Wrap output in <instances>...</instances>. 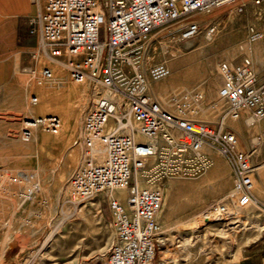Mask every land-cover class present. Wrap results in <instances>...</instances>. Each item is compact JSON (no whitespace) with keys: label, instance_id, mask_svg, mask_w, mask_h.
Here are the masks:
<instances>
[{"label":"built area","instance_id":"obj_1","mask_svg":"<svg viewBox=\"0 0 264 264\" xmlns=\"http://www.w3.org/2000/svg\"><path fill=\"white\" fill-rule=\"evenodd\" d=\"M39 4V0H36ZM263 0H44L28 19V33L38 38L50 64L61 65L69 80L81 90H90L93 100L84 112L78 143L80 163L68 181L66 201L78 207L98 194L107 198L113 239L101 264H151L162 228L158 216L163 204V184L169 178H193L212 165L209 150L225 159L232 172L230 192L208 205L205 216L227 222L234 211L254 206L264 212L254 196L251 152L244 151L226 118L247 114V124L264 119V80L260 81L249 57L220 61L218 101L224 105L214 126L198 118L205 106L198 90L172 93L167 102L150 92L151 83L170 75L163 63L147 65V47L157 29L163 35L185 41L201 32L193 13H208L222 5L242 12ZM212 38L217 25L205 27ZM263 33L249 27L247 41ZM54 73L44 65L36 83L51 82ZM37 96L31 97L32 104ZM220 103L212 105L217 110ZM43 126L55 134L57 116L23 120L21 138ZM264 139V133L254 137ZM20 175L11 177L21 183ZM36 184L28 185L23 197ZM69 197V198H68Z\"/></svg>","mask_w":264,"mask_h":264},{"label":"rangeland","instance_id":"obj_2","mask_svg":"<svg viewBox=\"0 0 264 264\" xmlns=\"http://www.w3.org/2000/svg\"><path fill=\"white\" fill-rule=\"evenodd\" d=\"M185 20L198 22L201 32L179 42L163 35V26L148 44L147 65L163 62L170 69L168 77L151 83L150 92L167 102L172 93L201 91L206 107L198 118L216 126L224 110L217 98L220 61L249 57L264 80V0L242 12L222 5ZM211 24L217 25V33L207 38L204 29ZM249 27L260 30L263 38L248 42ZM44 65L51 66L54 79L38 85ZM32 96H37L36 104ZM92 100L91 91L72 83L61 65L49 63L38 38L24 51L1 39L0 264H101L105 259L114 235L106 196L98 194L76 208L66 201L68 181L81 159V120ZM49 115L60 119L57 133L37 126L30 139L21 138L24 119ZM257 142V148L264 147V139ZM18 175L24 180L12 182ZM33 184L36 189L24 198ZM231 186L229 175L215 162L197 177L167 179L158 216L162 238L151 264H264L263 211L237 209L227 222L205 216L208 205L227 197Z\"/></svg>","mask_w":264,"mask_h":264},{"label":"crops","instance_id":"obj_3","mask_svg":"<svg viewBox=\"0 0 264 264\" xmlns=\"http://www.w3.org/2000/svg\"><path fill=\"white\" fill-rule=\"evenodd\" d=\"M43 2L44 0L39 1V4ZM39 4L36 0H0V41L6 37L11 44H17L21 51L32 49L37 37L27 34L29 27L27 18L37 12ZM246 119L247 114H243L239 119H232V121L228 119L225 126L237 135L240 147L244 151L251 152L253 194L264 205V147L257 148L253 142L255 136L264 133V119L253 125H248ZM209 153L212 162L224 168L232 185V172L225 159L217 157L211 150Z\"/></svg>","mask_w":264,"mask_h":264},{"label":"bare ground","instance_id":"obj_4","mask_svg":"<svg viewBox=\"0 0 264 264\" xmlns=\"http://www.w3.org/2000/svg\"><path fill=\"white\" fill-rule=\"evenodd\" d=\"M260 141V140H259ZM216 168L217 167H214V170L212 171V172H215L216 171ZM249 207V206H248ZM234 214H235V212H234ZM235 216H236V214H235ZM192 224H194V222H191Z\"/></svg>","mask_w":264,"mask_h":264}]
</instances>
